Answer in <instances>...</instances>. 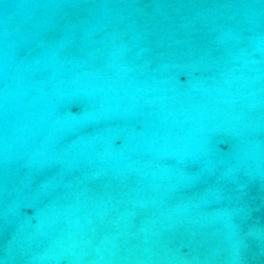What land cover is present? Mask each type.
Segmentation results:
<instances>
[{"label": "water", "instance_id": "1", "mask_svg": "<svg viewBox=\"0 0 264 264\" xmlns=\"http://www.w3.org/2000/svg\"><path fill=\"white\" fill-rule=\"evenodd\" d=\"M0 264H264V0H0Z\"/></svg>", "mask_w": 264, "mask_h": 264}]
</instances>
